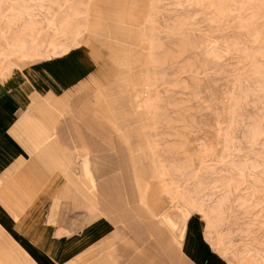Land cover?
<instances>
[{"label":"rangeland","instance_id":"obj_1","mask_svg":"<svg viewBox=\"0 0 264 264\" xmlns=\"http://www.w3.org/2000/svg\"><path fill=\"white\" fill-rule=\"evenodd\" d=\"M79 46V172L87 154L118 236L62 264H264V0H0V78Z\"/></svg>","mask_w":264,"mask_h":264},{"label":"crops","instance_id":"obj_2","mask_svg":"<svg viewBox=\"0 0 264 264\" xmlns=\"http://www.w3.org/2000/svg\"><path fill=\"white\" fill-rule=\"evenodd\" d=\"M86 57L34 60L0 78V225L36 264H62L76 254L77 232L83 244L95 236L87 206L93 190L79 172L78 149L86 147L79 146L78 127L87 124L69 114L80 109L78 85L93 74V55ZM78 199L90 218L86 230L71 228L79 221Z\"/></svg>","mask_w":264,"mask_h":264},{"label":"bare ground","instance_id":"obj_3","mask_svg":"<svg viewBox=\"0 0 264 264\" xmlns=\"http://www.w3.org/2000/svg\"><path fill=\"white\" fill-rule=\"evenodd\" d=\"M92 28H94L93 30L96 32V29L98 27H94L93 26ZM76 52H80L83 55V57H86L87 54L91 55L89 50H88V48H85L83 46H79L77 48ZM45 58H46L45 56H40L39 60L45 59ZM24 69H25V67L21 63H19L16 70H24ZM12 72L13 71H11V73ZM97 95H98V93H97ZM27 121H28V119H27ZM33 124H34V122H33ZM26 125H27V123H26ZM83 158H84V161H83V166H82V176L81 177H83V179H86V181H87V183L89 185V189L93 190L92 191L93 194L88 197V203L91 204L93 210L95 208L96 211H99L100 213H102L106 217L109 214V210L105 206L104 207L100 206L101 197H100V194H99L97 181H96L95 177L93 176L92 170H91L90 165H89V157H88L87 154H83ZM134 173H135V176H134L135 184H136L137 189H138L139 202H140L141 206L143 207V209L145 211H147L149 217H154V218L156 217L160 222L166 223L165 215H164L165 213L164 212H163V214L160 217L157 216L158 211H156V209H155L156 203H155V200H154L153 192L148 190L146 187L144 188L143 179H142L141 176H139V173H137L136 169H135ZM13 184H14V182H13ZM18 190H19V188H18ZM4 229L0 225V264H36L32 260V258L30 257L31 255L29 256V254L12 238V236L8 234L9 232L7 233ZM106 232H113L114 234L112 236H116V235L118 236L117 231L114 230L113 225H112L110 230L106 229V230H103V231H100V230L98 231V223L94 219V231H93V236L95 235L94 240L95 239L98 240L100 238L105 237L104 235H105ZM79 234L83 235L82 232H80ZM183 235H184V233H182L180 237L182 238ZM172 238H173V241H177V240H175V236H173ZM92 240H93V237L92 236H88V241L85 242V244H83V242L80 241L79 245L77 246L76 254H75V252H73L72 255L69 254L66 257L68 262H74L76 260L80 261L87 254L97 253L98 247H100V246L102 247L103 245H107V244H109L110 246L114 245L113 239L109 241L107 236H106V239L104 241H102L100 244H97L96 246L91 244ZM178 243H180V242H178ZM223 252H225V251H223Z\"/></svg>","mask_w":264,"mask_h":264},{"label":"snow or ice","instance_id":"obj_4","mask_svg":"<svg viewBox=\"0 0 264 264\" xmlns=\"http://www.w3.org/2000/svg\"><path fill=\"white\" fill-rule=\"evenodd\" d=\"M83 60L86 62L87 61V57H84ZM0 211H3L2 207H0ZM0 223H2V221H0Z\"/></svg>","mask_w":264,"mask_h":264}]
</instances>
